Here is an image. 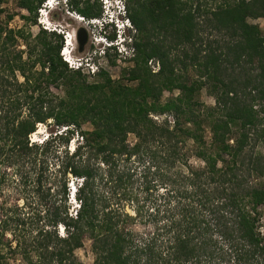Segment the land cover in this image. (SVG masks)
<instances>
[{"label": "trees", "instance_id": "obj_1", "mask_svg": "<svg viewBox=\"0 0 264 264\" xmlns=\"http://www.w3.org/2000/svg\"><path fill=\"white\" fill-rule=\"evenodd\" d=\"M45 1L18 0V13L37 24ZM126 6L136 33L132 64L120 79L101 67L90 80L83 67H70L63 35L44 27L24 60L8 45L33 34L0 22V163L23 158L47 207L44 217L17 209L0 219V264L9 252L27 264H85L76 250L88 240L92 264H264V154L249 149L255 142L264 147V118L255 106L264 104V29L249 21L264 18V0ZM69 8L87 19L104 13L99 0H70ZM118 56L107 51L113 64ZM53 85L63 94L51 92ZM206 86L215 105L198 99ZM152 114L166 118L161 123ZM49 120L55 135L31 142ZM76 135L78 145L64 150ZM52 176L62 181L58 191L48 186ZM21 231L28 233L24 241Z\"/></svg>", "mask_w": 264, "mask_h": 264}, {"label": "rangeland", "instance_id": "obj_2", "mask_svg": "<svg viewBox=\"0 0 264 264\" xmlns=\"http://www.w3.org/2000/svg\"><path fill=\"white\" fill-rule=\"evenodd\" d=\"M100 3L101 0H99ZM18 0H4L0 4V9L3 10L2 13H0V22L7 27V30H19L21 28L25 29L27 32H31L33 36L29 37L28 40L25 38H18L17 42L12 44L10 43L9 49L12 52V54H16L18 51H23V59L27 60L30 56V46L28 45L31 43L32 47L37 44V33L43 28V25L40 23L38 19V23H32V22H27L25 19H23L18 12H20V9L17 6ZM44 7V5H42ZM74 12V11H73ZM13 14V18H10V15ZM40 15V12L38 14V17ZM52 18L53 22L51 24V29L57 28V32L62 31L72 37V44H73V54L75 59L79 60L80 62L84 58H90L92 61L95 62L96 66H94V69L104 67L107 72L114 78V79H120L123 74V70L126 67H129L132 64V61L130 58L126 55L124 56H118L117 57V64H113L108 60V57L102 58V55L98 54V49L102 48V44H97L94 36L96 35L97 31L94 28L93 24L90 23L89 20L85 21H79L76 18L71 17L65 10L62 9H56L55 11L52 12ZM250 22L253 23H258L262 29H264V18H257V19H249ZM81 27H85L90 35V39L85 45L84 49L80 51L79 47V41L77 38V33L78 30ZM113 32V31H111ZM63 35V34H62ZM64 37V35H63ZM65 38V37H64ZM40 47V45H38ZM37 47V50H38ZM1 48V46H0ZM114 54V53H113ZM35 57H33L34 59ZM93 62V63H94ZM151 66L155 71L159 69V63L156 62V60L150 62ZM94 65V64H93ZM41 69V66L38 65L35 70L39 71ZM85 72L89 74V79L90 80H95V72L93 70H89L87 67L84 68ZM1 71V70H0ZM19 79L21 81H24V77L18 73ZM135 84V83H134ZM209 86H206L205 88L202 89L201 93L198 96V99L203 102L204 104H207L209 106L215 105V98L209 93L208 90ZM51 92L54 94H63L62 90L57 88L55 85L51 86L50 89ZM176 93L178 91L176 90ZM1 94V93H0ZM170 96V93L166 92L163 99H167ZM2 98L0 96V104H2ZM255 106L257 111L260 113V118H264V112L262 111V108H264V104L261 101H256ZM156 121L158 122H163L165 120L166 115H160V114H152L151 115ZM158 117V119L156 118ZM172 117V115H171ZM170 119V118H169ZM173 119V117H172ZM264 120V119H263ZM52 120H49L48 123H40L38 125L37 131L32 135L34 140H43V138H47V136L54 134L56 131L55 125L54 124H49ZM172 124L174 123L173 121L171 122ZM87 128V126H85ZM90 127V126H89ZM206 136L210 140L212 137V131L209 126L206 127ZM60 132V131H59ZM55 135V134H54ZM130 142L135 141V136L132 134L129 136ZM81 137H78L77 135L74 136L71 141L68 143V145L63 146L64 150L66 146L71 149V151L74 150V147L78 145L80 142ZM61 142V141H60ZM255 142V140H253ZM189 144H192L190 141ZM256 145L255 150L256 151H262L264 154V147L261 143L257 144H252L249 146L250 148H253V146ZM189 148L191 150L194 149V145H190ZM63 154V153H62ZM11 162H16V163H10L7 161H2L0 163V219H5L7 217H11L12 215L16 214V211H19L22 213L23 212H29L31 216L37 217V213L41 212V216L44 217L46 208H41L43 201H41L39 194L35 192L33 188V183L30 182V180L33 178L34 179V173L33 170L29 167H24L23 168V158L17 157V158H12ZM56 159H53V162L55 163ZM193 164H202L201 160L198 159L197 157L192 158ZM56 169V165L53 168V170ZM24 172V173H23ZM56 172V170H55ZM23 174L26 175V177H30L28 181L26 182V185H24L23 181ZM51 181L50 183L48 182V186L52 185V192L58 191L57 187L61 186L62 181L55 180L53 176L50 178ZM64 182V179H62ZM260 182V179L257 180V183ZM73 180L69 181V184L72 185ZM68 184V185H69ZM76 185V184H75ZM69 203H71V211L75 213L76 208H78L76 205L77 203H73V201L70 199ZM73 203V204H72ZM20 206V207H18ZM51 210L53 211V207H50ZM18 209V210H17ZM128 211L131 213H134L133 207L131 205H128L126 208ZM41 210V211H40ZM28 216V214H26ZM41 220L44 221V218ZM34 220H28V224L26 225L27 227L32 224ZM43 221L41 222V225L43 224ZM40 224V223H39ZM261 231L264 233V209L262 212V219H261V226H260ZM18 234L20 232H17ZM26 231H21L23 241L26 239V236L24 234ZM59 233L60 235H64L66 231L64 230V226L59 227ZM7 237L9 240L13 241V244H16V240L12 236V233H7ZM92 241H86L84 246L80 249L76 250V254L79 257V259L85 263V264H92L94 262V255L92 252ZM6 264H27V262L23 259V256L20 252H9L6 255Z\"/></svg>", "mask_w": 264, "mask_h": 264}, {"label": "clouds", "instance_id": "obj_3", "mask_svg": "<svg viewBox=\"0 0 264 264\" xmlns=\"http://www.w3.org/2000/svg\"><path fill=\"white\" fill-rule=\"evenodd\" d=\"M70 0H46L44 7L39 9L40 15L38 17L40 23L44 28L49 30H57V28L51 29V24L54 21L52 18V12L56 9L65 10L71 17L76 18V15L82 16L77 12H73L69 8ZM103 4L104 13L102 16L94 19H87L82 16V20H89L93 24L97 33L94 36L96 43L102 44V48L98 49V54L102 55V58L106 57L107 51L110 49L117 50L121 56L132 57L134 51V36L136 33L135 27L128 15L126 0H101ZM77 19V18H76ZM113 31V32H111ZM61 33V32H59ZM65 44L62 49V56L65 61L68 62L69 66L72 68L87 67L90 71L97 73L100 68L94 69L96 66L95 62L90 60V58H84L81 62L75 59L73 54V44L72 37L66 32L64 33ZM115 34L116 37L111 38V35ZM94 62V63H93ZM94 64V65H93ZM68 127H63L61 131L66 130ZM35 133V132H34ZM30 135L31 142H42L43 140H34L32 135ZM70 197L75 202L76 185L73 182L72 185L69 184Z\"/></svg>", "mask_w": 264, "mask_h": 264}, {"label": "water", "instance_id": "obj_4", "mask_svg": "<svg viewBox=\"0 0 264 264\" xmlns=\"http://www.w3.org/2000/svg\"><path fill=\"white\" fill-rule=\"evenodd\" d=\"M77 38H78L79 45H80L79 50L82 51L90 39V35H89L88 30L85 27H81L78 30Z\"/></svg>", "mask_w": 264, "mask_h": 264}, {"label": "bare ground", "instance_id": "obj_5", "mask_svg": "<svg viewBox=\"0 0 264 264\" xmlns=\"http://www.w3.org/2000/svg\"><path fill=\"white\" fill-rule=\"evenodd\" d=\"M76 18L82 20V16L76 15Z\"/></svg>", "mask_w": 264, "mask_h": 264}, {"label": "built area", "instance_id": "obj_6", "mask_svg": "<svg viewBox=\"0 0 264 264\" xmlns=\"http://www.w3.org/2000/svg\"><path fill=\"white\" fill-rule=\"evenodd\" d=\"M156 118L158 119V117H156ZM169 118H170V120H171V121H173V119H172V117H171V116H170Z\"/></svg>", "mask_w": 264, "mask_h": 264}]
</instances>
